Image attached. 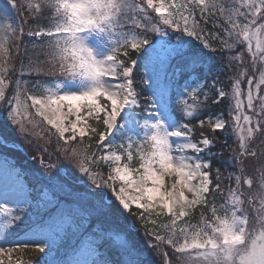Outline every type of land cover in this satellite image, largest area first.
<instances>
[{"label":"snow or ice","instance_id":"1","mask_svg":"<svg viewBox=\"0 0 264 264\" xmlns=\"http://www.w3.org/2000/svg\"><path fill=\"white\" fill-rule=\"evenodd\" d=\"M0 109V264H264V0H0Z\"/></svg>","mask_w":264,"mask_h":264},{"label":"trees","instance_id":"2","mask_svg":"<svg viewBox=\"0 0 264 264\" xmlns=\"http://www.w3.org/2000/svg\"><path fill=\"white\" fill-rule=\"evenodd\" d=\"M221 79L223 80L224 77L222 76ZM207 111L211 112V113L226 112L227 111V102L225 101L223 103L210 106L207 109ZM193 123H195V121H193ZM0 129H1L0 133H3V135H5V138L8 141H11V142L23 147V149L25 150V152H26V154L28 156V159L30 160L31 159V155H32L31 151L27 149V145L18 137L16 131L14 130V127L11 126L10 122L6 121V113L3 112V109H0ZM199 131L200 130L197 129V132H199ZM217 135L220 138L219 141H218V144L222 145L223 142H224V138H225V136L227 134L223 133V132H219V133H217ZM258 142H259V140H257V143ZM227 144H228V146H232V147L235 146V144H234V136H229L228 137ZM15 152H16V157L18 159H21L23 162L26 161L25 156L21 152H19V151H15ZM228 156H229V152L227 150H224L223 151V157H221V159H227ZM104 171L106 173L107 169H104ZM249 171L251 172L252 169H249ZM29 177H30V175H29ZM144 257L146 259H148L149 261L152 260V257L148 253H144Z\"/></svg>","mask_w":264,"mask_h":264},{"label":"rangeland","instance_id":"3","mask_svg":"<svg viewBox=\"0 0 264 264\" xmlns=\"http://www.w3.org/2000/svg\"><path fill=\"white\" fill-rule=\"evenodd\" d=\"M185 39H188L187 37H185ZM244 87H246V85H244ZM1 130V129H0ZM5 133V132H4ZM0 142H1V144H3V142L0 140ZM259 143V142H258ZM0 144V149L1 148H4V150L6 151V153L10 156V157H12L13 159H14V161H15V164H16V166H18L19 168H21V169H23L26 173H28L30 176H31V173H32V171H33V167H34V162H33V160L32 159H28V156H27V154L25 153V151H22V150H17V149H15V148H8V147H5V146H2ZM15 151H19V152H21L24 156H25V158H26V161H22L21 159H18L17 157H16V152ZM4 158V159H3ZM5 159H7V160H10L9 158H7V157H5V156H3V155H1L0 154V165H3L4 164V162L5 161H7V160H5ZM11 161V160H10ZM8 162V164H10V165H12V161L11 162ZM251 169V168H250ZM29 258V256L27 255V254H25L24 256H23V259H25V260H27Z\"/></svg>","mask_w":264,"mask_h":264}]
</instances>
